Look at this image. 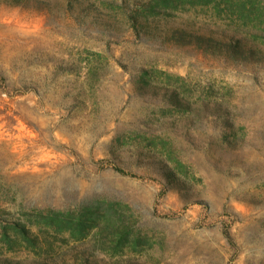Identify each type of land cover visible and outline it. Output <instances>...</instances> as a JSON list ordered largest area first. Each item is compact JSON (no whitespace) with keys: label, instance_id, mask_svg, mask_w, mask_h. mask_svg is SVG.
<instances>
[{"label":"rangeland","instance_id":"obj_1","mask_svg":"<svg viewBox=\"0 0 264 264\" xmlns=\"http://www.w3.org/2000/svg\"><path fill=\"white\" fill-rule=\"evenodd\" d=\"M21 1L0 0V264H264V58L172 36L264 44V0Z\"/></svg>","mask_w":264,"mask_h":264},{"label":"trees","instance_id":"obj_2","mask_svg":"<svg viewBox=\"0 0 264 264\" xmlns=\"http://www.w3.org/2000/svg\"><path fill=\"white\" fill-rule=\"evenodd\" d=\"M15 3L21 4V0H14ZM254 6V5H253ZM134 23L136 19L134 18ZM137 28V25L135 24ZM263 32L257 28L242 30H233L231 33H222L215 35L214 33H199L189 30L175 31L173 33L174 40L182 45L190 44L203 50L205 53L222 55L230 60L235 61H259L264 58V44L259 41L260 33ZM167 178L173 182L175 175L171 171H167ZM179 182V180H178ZM180 184V183H178ZM83 225V221L79 222ZM22 233H26L25 227L19 226ZM130 232V225L123 224L117 228L113 241L117 245L120 239L126 237ZM86 254L78 264H91ZM51 264V261H45ZM44 264V263H42Z\"/></svg>","mask_w":264,"mask_h":264}]
</instances>
